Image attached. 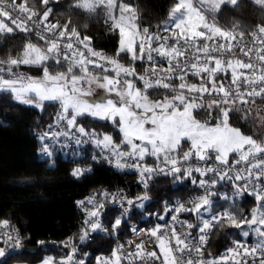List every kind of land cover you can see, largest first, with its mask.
Returning a JSON list of instances; mask_svg holds the SVG:
<instances>
[{"label": "snow or ice", "instance_id": "obj_1", "mask_svg": "<svg viewBox=\"0 0 264 264\" xmlns=\"http://www.w3.org/2000/svg\"><path fill=\"white\" fill-rule=\"evenodd\" d=\"M54 2L55 0H39L40 9L33 10L26 6V0L18 5L12 0L13 9L24 14L21 19L19 15H10L6 10L7 6L0 0V34H29L33 29L39 28L35 35L46 45L41 49L29 42L18 57L8 59L6 69L0 66V91L10 92L17 101L26 105L34 104L37 108H42L44 101L59 102L61 113L57 117V123L63 121L67 130L38 136L40 153L44 156L51 158L53 146L60 149L70 146L62 143L61 138L78 147L91 143L99 149V159L117 169H137L140 183L145 188L157 174L170 176L176 182L190 178L196 184L197 178L193 177V173H199L202 178L198 179V187L204 192L193 199L192 206L179 201L174 207L164 206L165 216L172 213H195L198 224L187 221H180V224L189 230L195 229L197 236L193 237L191 231L178 233L175 227L177 215H170L172 224H157L147 232L149 240L154 238L159 243V250L164 253L163 258L156 251H148L143 253L139 264H147L148 259L153 264L156 261L160 264H218L215 260H205L202 250L215 229H240L244 225L264 226V211H261L259 218L256 215L258 210H264V115H261V110L249 107L257 97L264 101V50L257 55V60L261 63L259 69L250 59L247 63L243 59H235V65L240 69V75H237L233 60L223 57L230 53V42L237 39V36L242 38L244 33L236 32L239 25L235 22L231 30H224L215 19L226 7L238 9L241 0H176L170 11L169 22L163 25V31L169 35H160L159 31L150 32L146 27L140 28L138 34L126 31L122 26L125 18L127 16V19L135 20V13L129 5L118 3L117 0H75V8L87 9L89 12H95L99 8L106 12L105 23L110 33L117 37L113 57L94 51L90 47L92 38L81 37L70 20L64 23L49 22L53 11L49 4ZM253 3L264 10V0H253ZM206 10L213 17L212 20L204 15ZM193 17L201 23H193ZM46 33H51L52 38L45 39ZM258 33L264 34V26H257L251 35L256 37ZM209 41H213L211 48ZM225 42H229L228 47H225ZM240 43L239 51L244 57H250L253 49H246L242 40ZM193 54L194 62L190 63L188 57ZM122 56L129 58L130 65L139 62L143 67L147 64L148 67L143 69L144 74H138L134 66L119 64ZM161 60L168 65L167 75H160L166 71L162 65L157 70L156 66ZM49 61L61 67L66 64V72L50 75L47 67ZM4 64V61H0V65ZM22 65L41 68L43 78L32 79L23 73L13 72V67L19 69ZM89 66L103 75L92 76ZM189 71L193 77H200L199 86L186 84ZM218 72L230 74L227 88L219 81ZM245 72L251 75H246ZM257 72L259 75H256ZM5 75L11 78L4 79ZM176 81L179 83L176 84ZM94 82L104 94L89 100L86 97H93L91 85ZM137 82L142 87H137ZM85 84L88 85L87 90L81 87ZM149 89L168 90L172 94L171 99L165 96L162 100H149L146 95ZM112 94H115V99L111 98ZM204 94L208 95L210 102L203 100ZM197 109L206 110L208 119L203 123L192 116V112ZM157 113H160L159 118ZM85 115L111 121L112 126L122 133L119 142L108 134L86 130L77 122V117ZM238 121L249 124L253 134H245L241 127H230ZM146 124L150 127L145 128ZM192 128L203 131L193 135ZM101 136L102 139L99 138ZM185 138L191 141L188 150H184L181 144V140ZM229 152L239 155L234 161H230L226 158ZM254 153L260 154L261 162L252 167H258L261 171L254 174L247 167L237 170V166L249 161ZM148 157L153 158L154 167L147 164ZM91 159L98 161L95 153ZM89 171V168H76L72 175L80 177ZM221 181L229 182L233 197L247 194L258 202L257 207L249 210L250 219L235 207L213 211L212 197L217 196L218 192L212 189ZM100 196L101 200L90 197L87 201L77 202L86 214V228L82 230L81 241L89 235V230L109 231L102 224L106 211L105 200L120 206V215L110 226L111 231L116 232L131 208L137 206L144 209L143 201L149 199L145 194L131 200L122 192L119 197L107 192L100 193ZM223 198L229 199L228 194L224 193ZM204 213H209L207 218H204ZM165 216H158L157 219L165 220ZM130 230L135 233L137 228L131 226ZM253 230L261 237L260 242L250 249L237 242V247L242 248L245 257H251V264H264V227ZM243 235L248 236L249 232L245 231ZM193 240L194 243L188 242ZM39 243L43 244L44 241ZM70 244L71 240L65 241L66 246ZM136 247L143 251L141 245ZM76 251L73 246L71 254L55 264H84L83 260H73ZM34 255L24 244L18 231L11 228L10 222L0 221V264H31ZM43 264H53V258L47 257ZM97 264H109V261L97 258ZM242 264L248 262L243 261Z\"/></svg>", "mask_w": 264, "mask_h": 264}, {"label": "trees", "instance_id": "obj_2", "mask_svg": "<svg viewBox=\"0 0 264 264\" xmlns=\"http://www.w3.org/2000/svg\"><path fill=\"white\" fill-rule=\"evenodd\" d=\"M120 1L130 5L134 10L138 31L146 27L150 32H164L163 25L169 22L170 11L176 2V0ZM74 2L75 0H55L54 3H50L49 7L53 11L49 16V22L64 23L70 20L72 26L82 36L91 37L96 47L113 57L117 48V37L110 33L105 23L106 12L99 8L95 12L75 8ZM26 6L35 10L40 9L39 0H26ZM206 14L209 19H213L208 11ZM215 19L218 26L224 30L233 27L235 22L239 25L238 32L250 34L259 23H264V10L254 4L253 0H241L238 9L226 7ZM29 42L41 49L46 47L35 32L0 34V61L5 62L0 66L6 69L8 59L18 57ZM119 62L130 65L128 57L122 56ZM135 66L137 69L141 68L139 62ZM47 67L51 74L66 72L67 69L66 64L61 67L51 61ZM12 70L28 77L43 76L42 69L37 66L22 65L19 69L13 67ZM91 71L99 72L94 69ZM76 74L79 72L76 71ZM4 77L11 78L8 75ZM217 77L222 81L221 76ZM175 83L178 84L179 81ZM191 83L199 85L200 77L186 78V84ZM137 87H142V84L137 82ZM146 94L155 100L172 95L165 89H149ZM203 100L210 102L207 94H204ZM249 107L261 110V115H264V101L259 97L255 99L254 104L250 103ZM60 112L59 102L44 101L42 108H37L17 101L10 92L0 91V221L7 220L20 229L24 244L35 254L31 264L40 263L47 257L53 258V264L65 260L73 246L77 249L78 260H83L84 264H92L98 255L108 253L113 248L126 250L131 226L137 223L162 222L163 220L157 217L165 216V205L170 207L172 203L184 199L191 204L195 197L201 196L199 188L190 178H184L179 182L170 176L155 178L148 186L149 199L144 203V209L133 206L122 226L116 232H112L111 223L120 215L121 209L106 204L102 224L109 231H89V235L81 241V212L77 201L100 187L116 189L125 186L130 182V178L115 171L103 161H93L91 159L93 152L87 146L68 151H54L51 158H43L36 132L48 130L50 125L55 127ZM194 118L203 123L208 119L206 110H194ZM77 122L88 130L112 136L116 142H119L122 136V133L112 126L111 121L85 115L77 117ZM232 126L241 127L247 135L253 134L249 124L238 121ZM256 134H259L258 128ZM181 144L184 150L190 147L189 140H182ZM146 162L150 166L154 165L151 157L146 158ZM76 168H89L91 171L74 177L72 172ZM217 192L218 195L213 197V211L235 207L251 218L249 210L258 204L253 197L246 196L241 199L233 197L230 184L222 186ZM224 193L228 194L229 199L223 198ZM146 214L148 217L144 216ZM203 215L205 218V214ZM190 219L194 223L199 221L197 216ZM245 231L249 232L248 236L243 235ZM68 240H71V244L66 246L65 241ZM234 240L257 243L261 239L260 236L251 233L249 225H244L240 229L217 228L210 238L207 252L211 256H217ZM40 241L44 243L40 244Z\"/></svg>", "mask_w": 264, "mask_h": 264}, {"label": "built area", "instance_id": "obj_3", "mask_svg": "<svg viewBox=\"0 0 264 264\" xmlns=\"http://www.w3.org/2000/svg\"><path fill=\"white\" fill-rule=\"evenodd\" d=\"M15 2L17 5L21 3L18 0H15ZM3 3L7 6L6 10L9 11L10 15H13L14 17L19 15L20 18L23 19L24 14L18 13L15 9H13L12 0H3ZM33 10H35V9H33ZM258 26H264V24L261 23ZM29 27H31V23H29ZM256 28H257V26L252 30V32L250 34H244L242 38L237 36V39L232 40L230 42V44H231L230 53L226 54L225 57H223V59H232L234 66H236L235 65V59H243L244 62H246V63L249 62V59H250V61L257 67V69H259L261 67V63H260V61L257 60V55L260 54L262 52V50H264V34L258 33L256 37H253L251 34L256 31ZM231 29H232V27L229 28L228 30H231ZM39 30H40L39 28H36V29H33L32 32H36ZM236 32L239 33L238 29H236ZM159 34L160 35H169V33H165V32H159ZM81 37H83V36L81 35ZM50 38H52V34L46 33L45 39H50ZM241 40L243 41L244 46H246V49L247 48L253 49V53L251 54L250 57H244L243 53L239 51V48L241 47V43H240ZM73 44L75 46V41H73ZM208 44H209V47L211 48L213 41H209ZM228 45H229V42H225V47H228ZM62 46H63V42H62ZM152 46L155 47V44H153ZM90 47L94 51H96L98 53H103L107 57H110L104 52V50L96 47L94 45L93 41H92ZM81 51H83L82 47H81ZM85 55H88V54L86 53ZM201 58H203V57H201ZM181 59L183 60L184 58L182 57ZM188 59H189L190 63L194 62V54H193V56H189ZM119 64L124 65L125 67L134 66L136 69V72L138 74H144V71H143L144 67H148L147 64H144L143 67H141L140 69H137V67L135 65H126V64H122L121 62H119ZM161 65L165 68L166 71L163 73H160V75H167V69H168L167 63L164 62L163 60H161V62L159 64H157V66H156L158 71H159V68L161 67ZM199 66L202 67L203 65H199ZM236 68H237V75H240L239 66H236ZM92 69H93L92 66H89V70H92ZM245 74L251 75V73H247V72H245ZM256 75H259V72H257ZM217 76H221L222 82L224 83L225 88H227L228 84L230 82V79H231L230 74L224 75V74H221L218 72ZM191 77H193V76L191 75V72L189 71L187 78H191ZM163 82H167V81H163ZM65 130H67V129H66L64 122L60 121L59 123H56L55 127H52L51 129L36 132V137L38 139V136L42 133L60 132V131H65ZM86 130H88V129H86ZM72 131H75V130L73 129ZM99 138L102 139V136ZM38 142L40 143L39 140H38ZM61 142L69 144L70 146L66 147L64 149H60L59 147L53 146L52 152H54V151H68V150H73L76 148L87 146L92 150L93 153H95L97 155L99 161H103V162L107 163L106 161L99 159L100 151H99V149L95 148V146L91 143L84 144V145H81L78 147L74 143H71V141L64 140V138H61ZM40 145H41V143H40ZM41 156L43 158H48L47 156H44L42 154H41ZM237 157H235V158H237ZM234 159H232V160L229 159V160L234 161ZM249 161H250V163H249ZM249 161L242 162L239 166H237V170H243L245 167H247L254 174L259 173L261 171V169L258 167L253 168L252 165H257L261 162L260 154L254 153L252 156L249 157ZM107 164L112 169H114L115 171H117L121 174L128 175V177L130 178V182L128 184H126L125 186H121V187L116 188V189H106L104 187H100L98 189L91 191L85 198L80 199L78 201H87V199L90 197H95L97 200H101L102 197L100 196V193H102V192H107L109 194H116L117 197H119V193L122 192L124 194V196H126L128 199H131V200H136L137 197H142L145 194L148 196V192H147L148 187L145 188L144 185L140 183V176L138 174L137 169L130 168V167L124 168V169H117L113 165H110L109 163H107ZM151 166L154 167L155 165H151ZM161 177H166V176L165 175H159V174L154 175L152 177V179L149 181V184L155 178H161ZM193 177L197 178V183L194 185L198 187V179L202 178V177H200L199 173H193ZM225 185H229V182L228 181H221L220 184L217 185L212 190L217 192V190L219 188H221L222 186H225ZM199 191L201 192V195H203L204 190L199 188ZM246 196H250V195L244 194L242 196H237L236 198L241 199V198L246 197ZM212 199H213V197H212ZM178 201L180 203L185 204L186 206H189V207L192 206L188 202V200H186V199L178 200ZM145 202L146 201H143V203H145ZM176 202L172 203L169 208L174 207ZM104 203H105V205L106 204H112V205H114L120 209V206L118 204L113 203L110 200H105ZM86 206L91 207L90 205H86ZM125 206H127V205H125ZM78 208L81 212L80 223H81V229L83 230L86 228V225H85L86 214H85V211L83 210V208L79 204H78ZM170 215H177V221L175 223V227H176L178 233L181 231H191V234L193 237L197 236V231L195 229L189 230L180 224V221H187L188 223H191L194 225L198 224L199 221L194 223L190 219L191 217L196 216L195 213H179V214L172 213ZM170 215L166 216L165 220H163L162 222H158L155 224L137 223V224L133 225L134 227L137 228V231L134 233L130 230V234L128 237V248L126 250H121L120 248H113L108 253L98 255L92 264H97V258H102L104 260H108L109 264H139L140 258L143 255V253L148 252V251H156L157 255L160 256L161 258H163L164 253L159 250V243L156 242L154 238L152 240H149V238L147 236V232H148V230H150L151 228H153L157 224L163 225L165 222H167L168 224H172L173 221L171 220ZM10 225H11V228H14L15 230L18 231V233L20 234V236L22 238V233H21L20 229L14 224L10 223ZM9 230H11V229H9ZM188 242L194 243L195 241L193 240V241H188ZM209 242H210V239H209ZM209 242L202 249L204 252L203 258L207 261L215 260L218 262V264H221V262H222V264H242L243 261H247L248 264H251V257H245L244 256L242 248L237 247V242L239 245H242V246L247 247L249 249L251 247H254L255 245H257L256 243L250 242L248 240H234L229 244V246L227 248H225L223 251H221L217 256H211L207 252ZM138 244L142 246L143 251L137 249L136 245H138ZM229 249H233L234 251L229 252L228 251ZM114 253H115V255H113ZM69 254H71V248L68 251V255ZM132 254H136V255H132ZM73 260H78L76 253L73 255ZM147 264H153L152 260L148 259ZM156 264H160V262L156 261Z\"/></svg>", "mask_w": 264, "mask_h": 264}, {"label": "rangeland", "instance_id": "obj_4", "mask_svg": "<svg viewBox=\"0 0 264 264\" xmlns=\"http://www.w3.org/2000/svg\"><path fill=\"white\" fill-rule=\"evenodd\" d=\"M89 2H91V0H89ZM117 2H118V0H117ZM119 3V2H118ZM124 4V3H123ZM207 11V10H206ZM206 11H205V13H204V15L209 19V17L207 16V14H206ZM209 20H212V19H209ZM124 22H127V23H129L130 25H132L133 26V24H131V23H133V20H129V19H127V16H126V18H125V21ZM193 23H201L200 21H198V20H196V18L195 17H193ZM259 24H261V23H259ZM258 24V25H259ZM264 24V23H263ZM257 25V26H258ZM123 27H125V29H126V31H128V32H133V31H135L137 34L139 33V31H138V28L135 26H129L128 24H123L122 25ZM138 38H142V37H139L138 36ZM35 46H37V45H35ZM38 47V46H37ZM89 73L92 75V76H98V75H103V73H100V72H94V71H91V70H89ZM50 75H55V74H51V73H49ZM77 75H79V74H77ZM32 79H42L43 78V76H41V77H38V76H30ZM24 83H26V81L24 82ZM191 84H196L197 86H199L197 83H191ZM81 87H82V89L83 90H87V88H88V85H81ZM91 87H92V89H93V97H91V98H88V97H86L87 99H89V100H91L92 98H99V97H101V96H103V90L102 89H99V88H97L96 87V84H95V82L91 85ZM34 95V94H33ZM147 95V94H146ZM148 96V95H147ZM111 98L112 99H115L116 97H115V94H112V96H111ZM169 99H171V97H168ZM148 99L149 100H152V101H155V99H152V98H150L149 96H148ZM162 100V99H161ZM33 106H34V104H33ZM264 110V109H263ZM61 113V112H60ZM192 116H193V118H194V111L192 112ZM160 117V113H157V118H159ZM195 119V118H194ZM196 120V119H195ZM201 123V122H200ZM210 126H214V125H211L210 124ZM232 125H230V127H231ZM144 127L145 128H148V127H150V125H144ZM201 131H203L202 129H196V128H192L191 129V132H192V134L193 135H195V134H197L198 132H201ZM221 131H223V129H221ZM207 135V134H206ZM182 140H187L186 138L185 139H182ZM182 140H181V142H182ZM137 143H139V141H137ZM189 143H190V146H191V141L189 140ZM236 154V155H235ZM234 156V157H237L238 156V153H232V152H229L228 153V155H227V159H229L231 156ZM213 200V199H212ZM205 214V216L206 217H208V215H209V213H204ZM260 214H261V212L260 211H257L256 212V215H257V217L259 218V216H260ZM145 217H148V215L146 214V215H144ZM205 217V218H206ZM257 227H264V226H260V225H252V226H250V229H251V233H253V234H255V236L257 235V236H259L258 235V233L256 232V231H254L253 229H255V228H257ZM260 239H261V237H260ZM259 242H257L256 244H258Z\"/></svg>", "mask_w": 264, "mask_h": 264}, {"label": "crops", "instance_id": "obj_5", "mask_svg": "<svg viewBox=\"0 0 264 264\" xmlns=\"http://www.w3.org/2000/svg\"><path fill=\"white\" fill-rule=\"evenodd\" d=\"M118 2H119V3H122V4L124 3V2H122V1H120V0H118ZM124 4H125V3H124ZM125 5H128V4H125ZM129 6H130V5H129ZM130 7H131V6H130ZM131 8H132V7H131ZM124 23H125V24H128L129 26H132V25H130V24L127 23V22H124ZM124 23H123V24H124ZM131 24H133V26L135 27V26H136L135 20H133V23H131ZM133 26H132V27H133ZM134 27H133V28H134ZM136 27H137V26H136ZM232 156H233V155H232ZM232 156H231L229 159H232V158H233ZM43 262H44V261H42V262H40V263H37V264H43Z\"/></svg>", "mask_w": 264, "mask_h": 264}, {"label": "water", "instance_id": "obj_6", "mask_svg": "<svg viewBox=\"0 0 264 264\" xmlns=\"http://www.w3.org/2000/svg\"><path fill=\"white\" fill-rule=\"evenodd\" d=\"M4 79H10V78H6V77H4Z\"/></svg>", "mask_w": 264, "mask_h": 264}]
</instances>
